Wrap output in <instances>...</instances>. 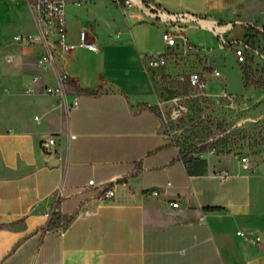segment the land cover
<instances>
[{
  "label": "crops",
  "instance_id": "1",
  "mask_svg": "<svg viewBox=\"0 0 264 264\" xmlns=\"http://www.w3.org/2000/svg\"><path fill=\"white\" fill-rule=\"evenodd\" d=\"M34 1L0 0V264H264L261 175L240 160L184 161L162 130L157 106L168 88L142 59L163 30L147 2L231 37L208 22L230 19L246 0H67L74 47L56 56L68 76L63 96L43 90L57 80L36 63L40 45L14 40L36 32ZM83 28L97 52L79 45ZM106 188L114 195L102 199Z\"/></svg>",
  "mask_w": 264,
  "mask_h": 264
},
{
  "label": "rangeland",
  "instance_id": "2",
  "mask_svg": "<svg viewBox=\"0 0 264 264\" xmlns=\"http://www.w3.org/2000/svg\"><path fill=\"white\" fill-rule=\"evenodd\" d=\"M217 21L222 29H231L227 33L229 36L242 40L244 60L237 61L230 48H220L218 37L199 23L188 25L186 35L200 50L181 56V49H175L176 53L167 65L154 71L168 88L162 92V97L168 99L179 95L186 107L180 117L162 125V130L186 162L207 156L221 162L231 159L230 163L236 166L242 156H247L246 169L259 172L262 177L259 194L264 199V0H246L242 11L230 19L219 18ZM15 46L13 43L3 52H14ZM168 51L170 49L164 46L160 37L159 49L144 53ZM212 67L218 68V76L211 75ZM193 71L204 74L207 81L205 95H199L188 85L186 78L179 79ZM48 81L52 82L51 79ZM222 91L231 95L232 100L220 95ZM169 106V102L164 104L166 115ZM21 114L29 117L33 110L22 108Z\"/></svg>",
  "mask_w": 264,
  "mask_h": 264
},
{
  "label": "built area",
  "instance_id": "3",
  "mask_svg": "<svg viewBox=\"0 0 264 264\" xmlns=\"http://www.w3.org/2000/svg\"><path fill=\"white\" fill-rule=\"evenodd\" d=\"M120 7L129 6L131 0H110ZM67 0H35L31 5V10L36 25V32L30 34H17L14 36V40L24 47H33L38 44L41 47V51L37 56L36 63L41 70L52 69L54 71L57 85L56 86H44V92L47 94H54L63 96V84L68 82V76L64 71H58L56 66V56L64 51L72 49L74 46L67 42L66 33V21H65V7ZM146 13L148 17L158 19L162 25V41L165 47L170 51L160 52L156 54H146L142 56L144 60L143 65L146 71H151L156 68H163L167 65L169 58L174 56L175 49H181L179 55L187 56L189 53L198 52L200 49L192 44L186 35V27L194 22H198V18L195 15L186 12L170 13L166 12L162 8L156 7L152 2L146 3ZM219 39V47L230 48L236 56L237 61L242 62L244 60V46L242 40L235 39L233 37H227L224 31L216 32L214 34ZM79 45L85 46L88 49L97 52L98 48L94 42L89 41L87 38L86 29H81L79 32ZM8 62L13 60V57L8 55L6 57ZM211 75L218 76L220 74L218 68L212 67L210 71ZM39 78L38 75H34L32 80L36 81ZM186 81L188 85L193 87L199 95H205L207 88V81L201 72L193 71L186 75V77H179L180 80ZM30 90V89H28ZM227 100H232V96L222 91L220 93ZM80 100L79 95H75L69 103V109H75L78 106ZM170 103L167 115L164 111L163 102H158V109L161 124L166 126L168 120H175L181 116L186 110L182 97L179 95H173L164 102ZM55 144V138L50 137L44 139L41 143L42 147L47 151H52ZM249 160L247 156L240 158V165L243 168H247ZM216 176L221 180H225L229 176L227 169H222L216 172ZM93 184V179L88 181V185ZM158 191H153V194H157ZM114 190L110 188L104 189L101 195L102 199L107 197H113ZM169 205L175 207L178 205L177 201H170Z\"/></svg>",
  "mask_w": 264,
  "mask_h": 264
},
{
  "label": "bare ground",
  "instance_id": "4",
  "mask_svg": "<svg viewBox=\"0 0 264 264\" xmlns=\"http://www.w3.org/2000/svg\"><path fill=\"white\" fill-rule=\"evenodd\" d=\"M208 25L209 26H213V25H215V27L217 28V29H220V28H222V26H218V25H216L214 22H212V21H209L208 22Z\"/></svg>",
  "mask_w": 264,
  "mask_h": 264
}]
</instances>
